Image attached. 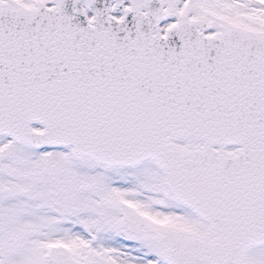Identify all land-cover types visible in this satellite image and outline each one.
Instances as JSON below:
<instances>
[{"label": "snow or ice", "instance_id": "1", "mask_svg": "<svg viewBox=\"0 0 264 264\" xmlns=\"http://www.w3.org/2000/svg\"><path fill=\"white\" fill-rule=\"evenodd\" d=\"M0 264H264V0H0Z\"/></svg>", "mask_w": 264, "mask_h": 264}]
</instances>
